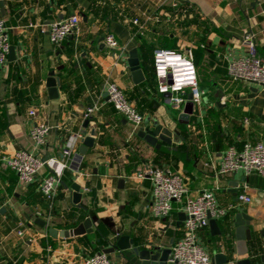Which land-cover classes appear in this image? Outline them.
I'll return each instance as SVG.
<instances>
[{"label":"crops","instance_id":"0c3cea01","mask_svg":"<svg viewBox=\"0 0 264 264\" xmlns=\"http://www.w3.org/2000/svg\"><path fill=\"white\" fill-rule=\"evenodd\" d=\"M72 15L80 18L78 31L60 45L52 44L49 26ZM0 19L13 49L0 69V264H83L84 258L110 248L118 235L129 236L133 247L152 243L155 250L172 249L182 238L184 211L175 202L168 217L153 215V184L136 175L151 166L182 174L193 196L215 190L222 207L238 203L240 194L251 197V203L237 204L218 221L222 235L209 225L198 239L212 258L221 253L236 261L264 253V178L242 171L222 177L215 173L229 147L264 143V87L234 82L228 74L229 63L247 55L243 42L249 33L264 58V0H0ZM135 19L146 26L142 36ZM108 33L115 35L119 49L106 45ZM188 48L194 51L206 96L202 115L196 112L186 119L185 107L175 109L159 94L153 53ZM133 55L145 78L138 84L129 64ZM51 76L58 80L55 100L48 93ZM110 84L123 90L151 129L155 124L167 127L184 141H159V150L149 146L109 102ZM94 105L100 110L87 119L85 112ZM31 110L35 117H30ZM36 122L52 128L41 148L30 138ZM74 134L83 139L51 201L40 192V181L51 170L23 185L7 165L23 149L59 160ZM87 136L94 145L79 158ZM74 184L82 191L79 203L74 202ZM240 213L251 220V240L239 244L235 222ZM88 218L91 234L68 239L48 234V228L72 232ZM38 219L45 227L35 223ZM20 229L23 237L17 235ZM109 256L113 264H141L129 250Z\"/></svg>","mask_w":264,"mask_h":264},{"label":"built area","instance_id":"2783aa9c","mask_svg":"<svg viewBox=\"0 0 264 264\" xmlns=\"http://www.w3.org/2000/svg\"><path fill=\"white\" fill-rule=\"evenodd\" d=\"M132 23L138 28V35H144L146 26L138 19L133 20ZM79 25L80 18L77 15L52 23L47 30L50 42L60 45L78 31ZM105 43L111 50L120 48L117 38L112 33L106 35ZM243 43L246 45L248 53L229 63V77L234 82L251 83L264 87V58L259 56L254 35L247 34ZM9 53L8 29L4 20L0 19V69L6 67ZM153 71L159 94L166 96L173 108L182 109L191 102L194 107L193 114L198 112L202 115L206 93L199 85L192 48L185 51L156 49L153 53ZM190 95L192 96L191 100L189 99ZM108 97L115 111L131 122L135 130L144 125V116L116 84L108 86ZM99 110L100 106L94 105L86 110L85 117L88 119ZM29 115L35 117L36 111L31 110ZM51 129L44 122H36L33 125L30 138L36 147L41 148L45 145ZM82 139V134H74L69 137L62 152V158L59 160L44 158L23 149L7 159V165L23 185L35 183L44 170L47 168L51 170L40 181L42 196L51 201L56 195L63 171L69 167V160ZM79 158L73 159L75 165L79 166ZM240 171L246 175L255 174L264 178V143L247 142L241 149L229 147L223 153L215 173L216 177H222ZM136 175L139 179L151 180L153 184L151 211L155 217H168L174 210L175 202L182 205L186 215L183 222V234L171 249L170 261L176 264H214L212 256L199 243V232L208 227L211 220L218 222L224 219L237 207V204L251 203L252 201L251 197L240 194L237 197L238 203L222 207L218 203L215 190H204L193 196L190 194L188 182L182 174L158 166L148 167L144 171L137 172ZM17 235L23 237V230L20 229ZM83 264H113V261L109 254L100 252L84 258ZM227 264L237 263L229 261Z\"/></svg>","mask_w":264,"mask_h":264},{"label":"water","instance_id":"95a60500","mask_svg":"<svg viewBox=\"0 0 264 264\" xmlns=\"http://www.w3.org/2000/svg\"><path fill=\"white\" fill-rule=\"evenodd\" d=\"M257 1V0H255ZM13 49L10 48V54H12ZM131 72L134 78V81L138 84L144 81V75L143 71L140 65V61L137 57V55H133L129 61ZM47 87H48V93L51 100H55L58 98V80L51 76L49 77L47 81ZM189 99H192V96H189ZM193 103H188L185 106L184 112H183V118L188 119L190 115L193 114ZM148 121H145V127H141L137 133V136L142 139L144 142H146L149 146L154 147L155 149L159 150L161 149L162 145L159 143V141L165 142L167 144H172L173 142L176 143H182L184 141V138L180 135L178 131H171L167 127H163L161 125L155 124L154 127L151 129L148 125ZM185 124L187 123L184 122ZM94 135V132H91V136ZM91 136H87L83 141V147L80 150L79 157H83L87 150L89 148H92L94 145V139ZM177 138V139H176ZM71 189L73 190V197L74 202L79 203L82 199V191L79 185L74 184L72 185ZM180 219L182 221H185L186 215L181 214ZM250 218L243 214H237L236 216V240L237 242L243 243L245 241L251 240L250 230L247 229V227L250 225ZM40 227H45L46 222L42 221L41 219H38L35 222ZM210 227L212 228V231L215 235H222L218 228V222L216 220H211L209 223ZM93 223L91 219H86L82 225H80L78 228H76L74 231H65L60 232L53 228H48V234L50 237L54 239L61 238H70V236H79L83 234H91L93 233ZM216 232V233H215ZM134 241L126 235H118L116 237V242L112 245L110 248H102V252L112 255L116 251H119L120 253L125 255V251H130L133 255H135L140 261L141 264H168V261L171 259V249H158L155 250L154 244H149L148 248L145 247H133ZM240 245H238V251L240 252ZM238 252V253H239ZM245 252H248L245 251ZM214 264H227L228 258L224 254H215L213 258ZM237 264H264V253L262 254H253L246 258L236 260ZM176 264V263H175Z\"/></svg>","mask_w":264,"mask_h":264},{"label":"clouds","instance_id":"9594fccd","mask_svg":"<svg viewBox=\"0 0 264 264\" xmlns=\"http://www.w3.org/2000/svg\"><path fill=\"white\" fill-rule=\"evenodd\" d=\"M161 74H163V73H161Z\"/></svg>","mask_w":264,"mask_h":264}]
</instances>
